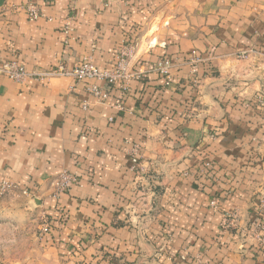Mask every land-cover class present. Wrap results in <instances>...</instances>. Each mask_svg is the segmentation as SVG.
Segmentation results:
<instances>
[{
  "label": "crops",
  "instance_id": "1",
  "mask_svg": "<svg viewBox=\"0 0 264 264\" xmlns=\"http://www.w3.org/2000/svg\"><path fill=\"white\" fill-rule=\"evenodd\" d=\"M133 44L145 76L103 101L0 72V221L35 225L18 264H264V0H0V63L113 70Z\"/></svg>",
  "mask_w": 264,
  "mask_h": 264
},
{
  "label": "built area",
  "instance_id": "2",
  "mask_svg": "<svg viewBox=\"0 0 264 264\" xmlns=\"http://www.w3.org/2000/svg\"><path fill=\"white\" fill-rule=\"evenodd\" d=\"M24 11L28 19L30 20H36L40 16L38 6L34 2L29 1L25 3ZM68 24L69 23L67 22L66 30H65L66 32L68 31ZM134 48L135 45L133 44V45H129L127 48L125 47L124 49L120 50V52H118L117 61L113 70L100 69L89 58H83L72 67H66L65 65L59 64L55 67L43 71H27L23 67V65L18 64L16 62L13 61L2 62L0 63V72L17 82H21L26 78L46 79L56 76H69L76 79L77 81L84 79L103 81V83L105 84L104 88H101L96 84H91L87 87V90L91 94L96 96L99 100L103 101L107 99L109 94L108 93L109 89L112 85L118 82L124 83L131 78H140L144 74V72H141L140 70H135V71L128 70L129 61L132 58V55L134 54ZM186 61L190 64L191 68L196 69V66L201 61V59L196 56L195 52H193L192 56L188 57ZM171 65L172 63L168 58H162L158 62H156L153 69L156 72H158L160 76L164 77V79L167 82H170ZM259 103H261V101H259ZM132 160L133 163L137 162L135 158H133ZM77 182H78V177L75 174L67 171H63L56 178L55 181L56 192L58 193L64 192L68 190L71 185ZM13 188L14 186L10 182L3 180L0 183V195L7 193ZM210 203L212 205H215L214 200H211ZM258 209L260 210L259 212L264 211V191L260 196ZM228 220L229 217L223 218L224 223H227ZM256 225L264 228L261 222H259ZM181 258L184 259L185 258L184 255Z\"/></svg>",
  "mask_w": 264,
  "mask_h": 264
},
{
  "label": "rangeland",
  "instance_id": "3",
  "mask_svg": "<svg viewBox=\"0 0 264 264\" xmlns=\"http://www.w3.org/2000/svg\"><path fill=\"white\" fill-rule=\"evenodd\" d=\"M10 219L0 221V264H18L35 241L31 235L35 225L30 223V219L15 217L16 222Z\"/></svg>",
  "mask_w": 264,
  "mask_h": 264
},
{
  "label": "trees",
  "instance_id": "4",
  "mask_svg": "<svg viewBox=\"0 0 264 264\" xmlns=\"http://www.w3.org/2000/svg\"><path fill=\"white\" fill-rule=\"evenodd\" d=\"M158 73V72H157ZM143 76H145V74H143L140 78H143Z\"/></svg>",
  "mask_w": 264,
  "mask_h": 264
}]
</instances>
